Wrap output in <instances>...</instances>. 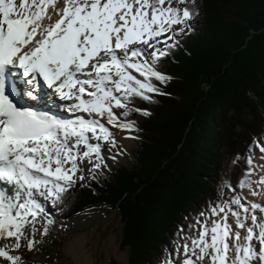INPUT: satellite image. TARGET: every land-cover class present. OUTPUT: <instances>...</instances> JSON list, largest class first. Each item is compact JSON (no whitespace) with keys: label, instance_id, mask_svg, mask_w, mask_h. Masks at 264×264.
<instances>
[{"label":"snow or ice","instance_id":"obj_1","mask_svg":"<svg viewBox=\"0 0 264 264\" xmlns=\"http://www.w3.org/2000/svg\"><path fill=\"white\" fill-rule=\"evenodd\" d=\"M188 2L0 0V239L10 241L0 246V258L9 264H22L21 257L11 255L10 251L20 249L22 239L24 247L34 249L37 241L25 229L32 224L34 237V222L45 212L37 197L49 200L53 206L63 202L64 194L76 181L86 179L83 174L77 176L78 172L94 173L101 167L104 157L99 141L116 146L109 129L100 120L88 117L106 116L114 127L134 131L135 122H120L113 108L124 109L125 118L132 111L149 115L134 104L129 107L132 97L151 100L148 93L166 94L152 81L164 84L170 79L157 65L169 55L168 49L175 47L167 41L191 28L188 21L194 13ZM60 3L62 8L58 7ZM181 4L185 7L180 8ZM55 15L60 18L54 19ZM46 20L50 23H44ZM173 25L182 27L173 29ZM165 33L172 34L164 41L157 39ZM160 43L165 47L157 48ZM135 44L148 47H130ZM148 48L153 50L149 52ZM15 68L22 70L26 83L32 86L24 92L31 100H39L38 78H42L59 99L74 101L64 106L68 112L88 116L65 118L23 106L15 99V87L11 92L7 90V77ZM129 70L139 73L143 80ZM92 140L97 143H91ZM255 143L264 152V145ZM85 159L92 165L86 170L81 168ZM247 163L253 165L251 156ZM251 174L249 171L246 175ZM259 183L264 184V178ZM225 184L232 187L228 181ZM237 186L250 187L246 179H241ZM230 205H236L240 211H233ZM257 211L264 213V204L253 202L248 207L239 196L213 206L212 216H224L213 220L211 227L197 220L202 230L192 239L191 247L182 246L185 258L180 264H197L206 258L209 264H264V219H258ZM229 213L235 218V226L245 229L246 235L234 231L228 223ZM249 217L250 225L246 223ZM44 234L47 235V228ZM230 240L234 241L231 245ZM179 249L180 246L177 252ZM162 264L177 262L165 257Z\"/></svg>","mask_w":264,"mask_h":264},{"label":"trees","instance_id":"obj_2","mask_svg":"<svg viewBox=\"0 0 264 264\" xmlns=\"http://www.w3.org/2000/svg\"><path fill=\"white\" fill-rule=\"evenodd\" d=\"M188 7L191 28L170 41L175 47L157 65L170 79L152 81L166 94L132 97L129 107L149 115L116 111L143 138L134 167L74 185L52 205L62 216L116 210L127 264H160L170 249L176 253L191 216L230 202L243 189L238 182H250L247 159L264 140V0H189Z\"/></svg>","mask_w":264,"mask_h":264},{"label":"rangeland","instance_id":"obj_3","mask_svg":"<svg viewBox=\"0 0 264 264\" xmlns=\"http://www.w3.org/2000/svg\"><path fill=\"white\" fill-rule=\"evenodd\" d=\"M189 22V21H188ZM173 29H180L182 25H173ZM167 35L159 39L160 41L166 40L167 36L171 35L172 33H166ZM170 40L167 41V43ZM150 43H153L152 41ZM165 44L160 43L157 44V48H163ZM139 47H145L147 48V45H142ZM138 47V48H139ZM153 49L148 48V51L151 52ZM122 54V53H120ZM151 59V58H150ZM139 76V74H138ZM140 77V76H139ZM141 80H143V77H140ZM29 86V85H28ZM26 86L23 87V91L29 90ZM119 95V94H117ZM26 97V95H24ZM87 98V97H86ZM51 100L48 98L44 99V102L46 105H49L50 109H53L56 114L60 117L65 118H75V113L68 112L65 109V105H71L74 103L73 100H61L59 103H56L54 107H52L50 103ZM55 108V109H54ZM117 108H113V110H116ZM78 116H84L87 117L88 114L86 113H79ZM88 118H95L100 120L102 123L105 124V127L109 129V131L112 133V135L115 137L116 133H124L128 134L130 137H127L130 139L127 143H120L117 140L116 146L113 148V151L109 149V154L111 156V160L107 163L103 164V169L99 168L98 171H95L94 173L91 172L89 175H86L85 180H77L76 185H85L93 180L100 181L103 178H107L109 173L112 172L113 168L116 167H124L131 169L135 165V153L139 149V142L143 141L142 135L135 132V131H128V130H121L118 126L114 127L112 124H109L106 117H88ZM115 128V129H114ZM134 137V138H133ZM116 139V138H115ZM260 144L264 145L263 141H258ZM108 144V143H107ZM259 148L256 146L252 150V158H253V165L250 167L248 166L247 171H252L256 167V154L258 152ZM113 157H115L113 159ZM104 165H107L105 167ZM77 176H79L77 174ZM252 183V174L250 176V182L248 183L251 186ZM250 187L243 188L239 193H237L236 196L241 197L246 191L249 190ZM234 191V190H232ZM38 201L43 205L47 215V217H44V220L46 222V225L43 228L42 236L39 239L35 240L37 241L34 249L32 251H29L26 247L22 246L18 250L10 251L11 255H17L21 257L22 263L24 261V256H30L31 262L30 264H72L73 258L71 255L66 254L64 252L65 250V241L71 236V233L65 229V225H59L60 222L69 221L70 219H81L82 222H89L90 225L87 227V241L85 243L84 249L86 253L89 252V256H91V264H110L112 260H115L119 263L127 264L128 261V250L126 248L121 247V230H122V223L120 221L119 215L116 210H112L108 207H99L94 206L87 210H84L80 212L77 215H73L72 217H69L68 219L61 217L57 212H54V210L49 206L50 201L44 199L43 197H37ZM228 201H225L226 203ZM231 209L233 211H239L236 205H230ZM211 208L212 206H209V211H205V215L201 216H191V218L188 220V223L190 224V230L188 232L182 231V236L177 239L175 242V245L173 246V249L176 250V253H174L171 258L170 251L168 252V258L175 260L177 264H180V261H182L185 257H183V248L182 246L184 244H187L191 247L192 239L198 237L199 231H201V225L197 223V220L201 221L202 223L206 222L209 227H211V222L213 220L219 221L223 216L224 213H220L217 216L211 215ZM227 211V210H226ZM230 219L233 220L234 217L231 216L229 213ZM79 217V218H78ZM56 221V222H54ZM52 222V225L54 228L57 229V234L54 235L55 238L51 239L49 238L51 236L50 234V224ZM75 224V223H74ZM47 228V235L44 234V229ZM207 239L210 241L211 234L209 233ZM3 246V245H2ZM180 246L179 252H177V248ZM40 251L46 255V258L48 260L46 262H36L34 259V254ZM66 251V250H65ZM198 251V249H197ZM191 255V253H189ZM193 257V256H192ZM0 264H9L8 261H1ZM157 264V263H155ZM162 264V263H160Z\"/></svg>","mask_w":264,"mask_h":264},{"label":"bare ground","instance_id":"obj_4","mask_svg":"<svg viewBox=\"0 0 264 264\" xmlns=\"http://www.w3.org/2000/svg\"><path fill=\"white\" fill-rule=\"evenodd\" d=\"M63 6H64L63 3L58 4V7H60V8H62ZM52 11H53V9L50 8L49 12H52ZM59 18H60L59 15L54 16V19H59ZM44 23H50V21L46 20V21H44ZM166 35L167 34L165 33L164 35L158 37L157 39L159 40ZM113 43H114V41H113ZM139 46H142V45L135 44V45H131L130 47L138 48ZM150 58L151 57H148L149 60H150ZM129 71L131 72L132 75L136 76L138 79H141L138 76L139 73L135 72L134 70H129ZM12 74H13V76L11 77V80H12L11 90L13 89V87H15V89L18 93L19 84L17 82V77L14 75L13 72H12ZM29 86H30V88L32 87L31 85H29ZM53 94L55 97L56 94L55 93H53ZM66 101L67 100H65V102ZM27 107L31 108V109L34 108L31 105H28ZM47 107H49V105H47ZM34 110L44 111L41 106L36 107ZM79 113L80 112H76L75 115L78 116ZM58 114H56V115H58ZM89 135H91V134L89 133ZM126 136L130 137L128 134L116 133L115 138L120 143H127L130 139L126 138ZM90 142L93 144L97 143V141H95V140H92ZM99 143L102 146L101 147V154L104 157V160H103L101 167H100L101 169H103V164L107 163L111 160V156H110L108 151H109V149L111 151H113L114 147H112L110 144H107L103 141H99ZM260 157H264V152H261L259 149L257 154H256V159H257L256 167L252 171L251 186H250L248 191H246L243 195H241V203L244 204L245 206H248V207H250L251 203H253V202H255L257 204H264V184L259 183V180L261 178H264V167H261V166H264V159H261ZM91 167H92V165L88 163L87 159H85L84 162L81 164V168L85 169V170L89 169ZM96 171H98V169ZM90 173L91 172L85 171L83 173L78 172L77 174L78 175L83 174L86 176V175H89ZM252 193H256V194L253 195ZM239 211H240V209H239ZM46 214L47 213L45 211L44 214L37 216L36 221L34 222V228H35V230H37L34 237H31V230L33 228V225L29 224L26 227L25 231L30 234V238L39 239L42 236L43 228L46 225L44 217H47V215H48V214L47 215ZM256 214L258 216V219H264V213H260L259 211H257ZM243 215H246V214H242V216ZM29 219H31V218H29ZM81 219L74 218V219H70L69 221L59 223V225H63V226L65 225V229L71 233V236L65 241L64 247H65L66 251L64 250V252L66 254H69L72 256V258H73L72 264H91V256H89V252L86 253L84 246H85V243L87 241V236H88L87 235L88 234L87 233V231H88L87 227L90 225V223L92 221L82 222ZM54 222H56V221H54ZM228 223L233 226L234 231L240 232L242 236L246 235V230L241 229V228H237L235 226V218L233 220H231L229 215H228ZM246 223L249 225L251 224L250 217L248 218ZM49 230H50V234H51V236L49 238H51V239L55 238L54 235L57 234V229L54 228V226L52 225V222L50 224ZM9 242L10 241H5V240L0 239V246L4 245L5 243H9ZM232 243H234V241L230 240L229 244L231 245ZM253 243L256 244L257 248H259V244L257 241L254 240ZM24 244H25V241L22 239L21 245L23 246ZM34 259L36 262H46L48 260V258H46V255L44 253H42L41 251H40V253L37 252L34 254ZM192 259L195 260V256H193ZM1 261H3L2 258H0V263H1ZM197 264H209V260L206 258L203 262L197 261ZM253 264H256V262H253Z\"/></svg>","mask_w":264,"mask_h":264}]
</instances>
